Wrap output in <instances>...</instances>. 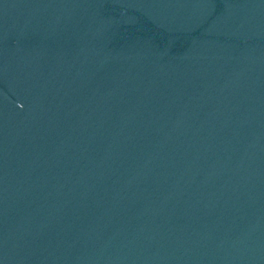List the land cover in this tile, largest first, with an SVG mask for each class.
<instances>
[{
	"label": "water",
	"instance_id": "1",
	"mask_svg": "<svg viewBox=\"0 0 264 264\" xmlns=\"http://www.w3.org/2000/svg\"><path fill=\"white\" fill-rule=\"evenodd\" d=\"M0 264H264V0H0Z\"/></svg>",
	"mask_w": 264,
	"mask_h": 264
}]
</instances>
